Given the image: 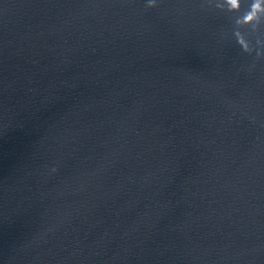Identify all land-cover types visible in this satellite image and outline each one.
<instances>
[{
  "label": "water",
  "instance_id": "95a60500",
  "mask_svg": "<svg viewBox=\"0 0 264 264\" xmlns=\"http://www.w3.org/2000/svg\"><path fill=\"white\" fill-rule=\"evenodd\" d=\"M221 3L0 0V264H264V20Z\"/></svg>",
  "mask_w": 264,
  "mask_h": 264
},
{
  "label": "clouds",
  "instance_id": "9594fccd",
  "mask_svg": "<svg viewBox=\"0 0 264 264\" xmlns=\"http://www.w3.org/2000/svg\"><path fill=\"white\" fill-rule=\"evenodd\" d=\"M155 2L156 0H146L145 6L147 8H152L155 6ZM218 7L225 12H233L238 8V0H222V3L218 5ZM262 20H264V0H252L250 9L236 17V24L250 25L254 30ZM234 35L242 51L246 53L250 52L251 50L248 43L245 42L239 32L234 33ZM257 43L259 44V41ZM256 55L259 56L260 52L257 51Z\"/></svg>",
  "mask_w": 264,
  "mask_h": 264
}]
</instances>
